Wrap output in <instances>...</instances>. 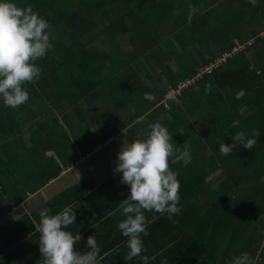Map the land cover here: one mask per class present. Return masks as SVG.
Listing matches in <instances>:
<instances>
[{"label": "crops", "instance_id": "crops-1", "mask_svg": "<svg viewBox=\"0 0 264 264\" xmlns=\"http://www.w3.org/2000/svg\"><path fill=\"white\" fill-rule=\"evenodd\" d=\"M66 1L14 0L21 7L24 3L31 4L34 11L38 4L49 7L50 2ZM157 1L164 0H155V6ZM169 1L175 3L176 8L172 10L173 19L168 24L154 25L152 30L147 27L133 30L131 28L139 25H131L130 19L140 16L138 11L152 9L153 0L150 5L147 0H75V9L80 12L78 16L89 18H84V24L81 20L79 29L90 34L89 38L83 36L87 42L86 50L90 46L89 52L97 54L98 48L105 49V52L100 50L101 60H97L98 55L89 60L87 97L79 96L81 89L78 88L63 86L57 90L52 79L42 76L41 84L24 85L29 99L17 111L3 116L0 104V264H37L42 259L39 233L35 229L39 212L47 207L51 209L50 214H55L68 205L73 207L76 219L67 230L74 235L78 232L82 237L76 249L86 251L87 237L95 235L101 247L100 255L104 256L100 264H144V256L148 257V264H229L242 252V235L235 238L238 243L235 241L236 244L229 246L226 235L211 231L209 201L201 203L203 218L207 219L203 221L202 233H198L193 227L195 220L185 212L192 201L180 200V211L170 218L167 213L145 212L150 222L146 225L148 235L141 234L144 251L132 260L124 259L129 249L128 238L118 229V223L124 219L119 201L127 198L129 188L121 183L122 174L114 171L120 145L125 138L131 140L139 135L147 127L148 117L156 116L152 122L160 120L171 130L169 133L175 143L176 152L169 158V164L179 165L181 159L178 157L185 145L193 152L196 149L193 135L186 137L183 131L197 130L200 125L204 130L210 129L207 113L211 111L208 100L213 89L210 84V88L198 92L202 98L201 115H194V100L190 97L196 92L187 90L178 102L166 107L171 112V119H168L163 117L164 111L157 109L162 105V100L159 103L157 100L166 91L164 89L171 86L168 77L177 76L185 60L192 61L193 72L219 57L227 46L254 40L264 29V0H257L255 6L249 0ZM103 3L107 6L101 7ZM106 8L111 17L122 16L124 24L117 21L113 29L105 28L99 16ZM246 18L245 25H237ZM196 19L198 37L193 33L180 40L178 36L195 25ZM175 35L186 48L185 52L177 47ZM188 38L194 39L191 44L202 49L201 56L185 55L191 48L190 43L186 44ZM161 42L173 43L175 54L157 61L154 53ZM253 44L254 41L251 46ZM151 56L153 59H149ZM134 62L138 65L132 70ZM105 63L110 64L112 72L105 73ZM252 63L254 65L255 61ZM172 64L176 69L171 72L166 65ZM261 65H264V59ZM214 71L222 76L219 67ZM257 71L260 73L261 68ZM140 75L147 82L152 76L153 86L146 85ZM242 94L239 92L236 97ZM138 95L142 98V107L135 110L126 107L127 102L134 101ZM214 99L220 109L226 107L224 92L213 95ZM179 107L185 109L183 116L177 115ZM173 111L176 116H172ZM254 113L253 108L252 115ZM95 126L96 131H91L90 128ZM153 216L157 217L154 221ZM221 222H226L225 216L218 218V224ZM259 254L260 249L254 264Z\"/></svg>", "mask_w": 264, "mask_h": 264}, {"label": "trees", "instance_id": "trees-1", "mask_svg": "<svg viewBox=\"0 0 264 264\" xmlns=\"http://www.w3.org/2000/svg\"><path fill=\"white\" fill-rule=\"evenodd\" d=\"M157 3L155 6L156 2L153 0L150 5V0H147V4L152 9L149 7L143 15L130 19L131 25H139L137 28L131 29L147 27V29L152 30L154 25L157 27L168 24L173 19L172 10L176 8V4H171L169 0L157 1ZM75 5V0L50 2L49 7L36 5L37 11H35L49 24V29L46 31L48 34H58V41L61 43V46L56 47L53 53L51 51L46 52L43 57L44 60L41 58L35 62L41 69V75L39 80L35 82L36 84H41L43 76L52 79V85L57 90L63 86L78 88L77 90L81 89L85 92L88 90L89 76L87 75L91 68L89 60H94L97 54L96 52L92 54L85 48L87 42L83 40V36L89 38L90 34L82 33L79 29L82 25L81 20L83 19L84 24L85 19L89 20V18L78 16L80 12L75 9ZM24 6H26L25 3ZM100 6L106 7L107 5L103 3ZM154 8L158 9L155 10ZM101 15L99 17L105 28L110 26L109 28L113 29L117 26V21L120 24L123 21L122 16L111 17L107 14V8ZM196 21L198 23V19ZM247 21V18L243 19L237 25H245ZM234 35L238 36L239 33H234ZM232 45L227 46L223 51H229ZM185 55L187 54L185 53ZM263 59L264 37L256 36L253 46L246 48L241 54L227 58L224 63L219 65L222 76L218 71H214L210 75H203L194 84L184 89L175 99H165L167 92L173 89L179 81L191 78L197 73L199 68L191 72L192 61L190 63L185 60L180 65L177 76L175 75L170 79L168 77L171 86L164 89L166 91H163L164 93L157 100L158 103L161 100L168 104L175 103L179 101L184 92L191 90L196 92V95L190 94L195 104H193L195 107L194 115L195 113L201 115L202 98L198 96L201 94L198 92H202L206 89V85L211 84L212 97L210 96L211 98L208 100L211 111L207 113V118L210 119L211 123L210 129L204 130L200 125L197 130H194L193 137L196 149L190 153L191 162L185 166L180 160L179 165L174 164L170 168L175 172L178 170L180 200L192 201L191 206L185 212H187L188 217L195 220L194 230L202 233L203 221L207 218H203L201 203L209 201L211 231L215 234L219 232L218 234L226 235L229 246L236 244L237 239L235 238L242 235V252L249 253L253 261L258 249H260L256 264H264V65H261ZM251 60L255 61L254 65ZM55 61L54 65L50 64V62ZM67 67L69 68L66 70ZM257 68H261L260 73H257ZM27 85L31 86V83H27ZM218 91L225 93L226 107L223 109L219 108L216 102L217 98L213 100V95H218ZM239 92H243V94L236 97ZM183 96L186 99V94ZM0 104L2 106L1 111L4 113L3 116L18 110V108L6 107L2 97ZM151 105L154 106L155 104ZM253 108L255 110L254 115H252ZM157 109L164 111L163 117L171 116L170 110H166L164 105H160ZM184 110L179 107L177 115L183 116ZM172 116H176L174 111ZM234 121H238L236 127H232ZM254 130H258L260 135L256 137L257 142L251 150L245 149L239 142H235L232 154L224 156L220 153V144L231 145L233 143L232 136L236 132L244 131L249 137H252ZM183 133L186 137H191L192 134L191 131L188 133L183 131ZM203 138L205 140L204 146H202ZM185 172L188 174L186 175ZM223 216L226 217V222L218 224V218H223Z\"/></svg>", "mask_w": 264, "mask_h": 264}, {"label": "clouds", "instance_id": "clouds-1", "mask_svg": "<svg viewBox=\"0 0 264 264\" xmlns=\"http://www.w3.org/2000/svg\"><path fill=\"white\" fill-rule=\"evenodd\" d=\"M256 2L249 0L253 6ZM47 29L48 22L31 4L21 7L14 0H0V97L6 107L16 109L28 101L29 93L24 85L39 80L41 69L35 62L52 47ZM208 88L210 85H206ZM169 98L175 99L171 94ZM237 125L238 121H234L232 127ZM90 130L96 131V126ZM259 135L258 130H254L252 137L238 131L232 136L233 143L220 144L219 151L224 156L232 154L235 142L251 150ZM174 145L172 134L160 120L148 123L139 135L131 140L125 138L120 145L114 171L122 174L121 183L129 188L127 198L119 201L124 219L118 223L119 231L128 238L126 261L141 256L144 251L141 234L148 235L146 225L150 222L145 212L167 213L170 218L180 211V182L169 164V158L176 152ZM190 153V147L185 145L178 157L185 166L191 162ZM50 213L47 207L41 210L35 224L42 256L37 264H100L104 256L100 255L101 247L95 235L87 237L86 251L76 249L82 237L67 230L76 219L73 207L68 205L55 214ZM155 219L153 216L152 221ZM142 259L148 264V257ZM229 264H254V261L249 253L241 252Z\"/></svg>", "mask_w": 264, "mask_h": 264}, {"label": "rangeland", "instance_id": "rangeland-1", "mask_svg": "<svg viewBox=\"0 0 264 264\" xmlns=\"http://www.w3.org/2000/svg\"><path fill=\"white\" fill-rule=\"evenodd\" d=\"M134 3H137V2H134ZM141 4H143V2L141 3ZM145 12H147V11H145ZM143 13L144 12H141V11H138V14L139 15H143ZM197 20V19H196ZM47 21V20H46ZM121 23L122 24H124V20L123 21H121ZM110 26H108V28H109ZM196 27H198V24H197V21H196V23H195V25H191L190 26V28L188 29V30H186V31H184V35L183 34H180L179 36H178V38L180 39V40H183V38H184V36L186 35V36H189V35H191V34H193V33H195V36L196 37H198V32H196L197 31V29H196ZM107 28V29H108ZM199 28V27H198ZM176 30H177V27H176ZM107 31V30H106ZM201 32V31H200ZM202 33V32H201ZM49 37H50V43H51V45H52V47L47 51V53H49L50 51H51V53H53L54 52V47H60L61 46V43H60V41H58V38H59V36H58V34H56V33H53V34H49ZM98 38H100L99 36H97ZM175 37H176V35H175ZM176 39H177V37H176ZM179 39H177L176 40V44H177V47L178 48H182V50H183V52H185V50H186V48L184 47V46H182V44L180 43V41H179ZM192 41H195L194 39H189L188 38V41H187V43L186 44H189L190 43V52H189V54H187V56L189 55V56H192V57H199V55L201 56L202 55V49H199L198 47H197V44L195 45H193V44H191L192 43ZM99 43L101 44V42L99 41ZM199 43H201V42H199ZM97 47V46H96ZM199 47L201 48L202 47V43L199 45ZM101 49H103L104 50V52H105V49L103 48V47H100V48H98L97 50L99 51V53H97V55H98V57H99V59H97V60H101L102 59V52L100 51ZM193 49V50H192ZM87 50L88 51H91V47L90 46H87ZM175 54V45L173 44V43H169V44H165V43H160V44H158V49L157 50H155V53H154V56L155 57H157V61L159 60V61H162L163 59H169V57L171 58L173 55ZM49 58H50V56L49 55H47ZM149 59H153V56H151V57H149ZM94 64H95V62H94ZM107 66L105 67V73H107L108 74V72H109V70H110V72H112V69H111V67H110V64L108 65L107 63H105ZM161 64V63H160ZM137 62H134V63H132V70H134V69H136L137 68ZM108 66H109V69H108ZM166 67H167V69H168V71H173V70H175L176 69V66L175 65H169V66H167L166 65ZM69 67H67L66 68V70L68 69ZM200 68V67H199ZM106 74V75H107ZM141 76V75H140ZM143 79H144V81H145V83H146V85H149L150 87H152L153 86V77L151 76V77H149V81L147 82L146 80H145V78L143 77V76H141ZM78 95L79 96H81V97H87V93L84 91V90H79L78 91ZM55 96V94H52V97H54ZM142 98L138 95V97H136V99H134V101L132 100V101H128L127 102V106L126 107H129V108H131V109H133V110H135V109H138L139 107H142V100H141ZM162 103V105H164L165 107H167V108H169L170 106L168 105V103H165V101H163V102H161ZM135 104H137V105H135ZM55 113V112H54ZM167 116V115H166ZM154 118H156V116H152V117H148L147 118V120H146V122L147 123H150V122H152L153 120H154ZM191 132H192V134L191 135H193V131L191 130Z\"/></svg>", "mask_w": 264, "mask_h": 264}, {"label": "built area", "instance_id": "built-area-1", "mask_svg": "<svg viewBox=\"0 0 264 264\" xmlns=\"http://www.w3.org/2000/svg\"><path fill=\"white\" fill-rule=\"evenodd\" d=\"M258 37H264V29L258 34ZM253 41L254 40H249L244 43H235L229 51L222 53L219 57L215 58V60L210 62L209 64L200 67L193 77L185 78L179 81L173 89L167 92V94L165 95V99H171L169 98V94H171V96L173 97H177L184 89L194 84V82L201 78L203 75L212 74L214 70L219 67V65L226 61L227 58H230L243 49L250 47Z\"/></svg>", "mask_w": 264, "mask_h": 264}]
</instances>
